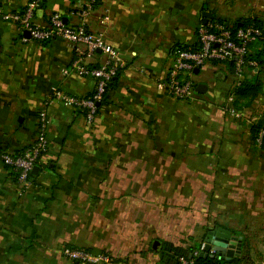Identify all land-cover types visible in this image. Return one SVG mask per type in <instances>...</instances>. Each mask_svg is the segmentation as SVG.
I'll return each mask as SVG.
<instances>
[{
    "label": "crops",
    "instance_id": "obj_1",
    "mask_svg": "<svg viewBox=\"0 0 264 264\" xmlns=\"http://www.w3.org/2000/svg\"><path fill=\"white\" fill-rule=\"evenodd\" d=\"M30 1L0 0V7L21 13ZM84 1L41 0L32 20L45 26L56 14L77 25ZM203 13L230 26L250 19L264 26V0H100L93 7L86 29L102 33L124 67L91 124L57 101L47 105L48 150L23 194L0 161V264H77L62 257L65 246L105 253L113 264H178L209 228L243 240L246 220L264 219V149L250 134L264 120V74L254 70L261 93L238 118L224 111L236 82L229 62L198 68L192 82L205 88L191 101L157 87L176 47L197 45ZM22 38L0 20V156L34 142L53 91L84 97L95 85L71 69L65 41ZM100 60L96 53L86 64Z\"/></svg>",
    "mask_w": 264,
    "mask_h": 264
},
{
    "label": "built area",
    "instance_id": "obj_2",
    "mask_svg": "<svg viewBox=\"0 0 264 264\" xmlns=\"http://www.w3.org/2000/svg\"><path fill=\"white\" fill-rule=\"evenodd\" d=\"M97 0H85L79 16L81 22L74 26L66 25L59 15L50 17L45 26L33 22V11L41 0H32L21 13L4 12L0 7V20L15 25L19 31H27L28 40L44 43L53 40H62L68 43L73 52L71 69L79 77L90 78L94 81V89L84 97L66 94L56 90L49 95L38 113L37 132L34 142L22 149L19 153H4L0 156L2 165L7 167L15 177L20 187V194L31 185L32 169L37 166L41 157L48 150L46 107L52 101H57L64 107L76 110L85 120L93 123L98 105L104 100L107 86L115 79L124 67V62L117 51L109 45L102 33H91L86 29L85 21L95 6ZM104 22L107 17L103 18ZM258 40H264L263 32L255 25L240 26L232 30L226 23L207 22L197 30V46L194 49H176L171 55L169 69L166 76L158 81L157 87L167 96L177 101H191L195 97V86L192 82L193 70L202 67L208 62L234 61L235 86H238L242 77V69L248 54V46ZM101 56L97 65L90 66L86 60L95 54ZM250 66L255 64L250 62ZM228 103L232 97H228ZM228 104V105H229ZM224 111L233 117H240V113L227 106ZM264 132L261 130L256 136L255 146L262 144ZM196 251L189 257H180L178 264H197ZM61 255L68 261L77 264H113V259L105 253H95L85 249L62 247Z\"/></svg>",
    "mask_w": 264,
    "mask_h": 264
},
{
    "label": "trees",
    "instance_id": "obj_3",
    "mask_svg": "<svg viewBox=\"0 0 264 264\" xmlns=\"http://www.w3.org/2000/svg\"><path fill=\"white\" fill-rule=\"evenodd\" d=\"M100 0L96 1V4H98ZM208 22H218L221 23L222 21L218 20H211ZM224 23V22H223ZM255 25L258 27L264 34V26L256 19H250L242 23V27L247 26V25ZM238 28L237 24H234L231 26V29L234 31ZM197 45L193 46L192 49L196 48ZM249 47L254 48L252 53L247 54L245 58V63L242 69V77L240 79V83L238 86H234L232 92L229 94L228 97H232V102L228 105L229 107L233 108L234 110H242L248 108L252 102L258 97V95L261 93V86L257 85L258 81L255 79V76L252 75L254 70H257V72H261L264 74V40H258L248 46V51ZM176 49H189L186 46L183 48L181 46L176 47ZM191 49V48H190ZM229 65L231 66V72L234 74V61H228ZM252 62L255 65L250 66L249 63ZM247 74L251 76V78H247ZM118 77V76H117ZM113 79L110 84L107 86L106 93L109 89L113 88L115 86L116 79ZM236 83V82H235ZM106 95V94H105ZM104 95V99H105ZM104 103V100L100 102L98 105V110L99 107ZM225 108V107H224ZM264 132V120L259 119L257 122H255L253 125L250 126V134L252 136V141L255 146V139L259 131ZM258 149H264V136L262 139V144ZM247 242L246 237L243 238L241 241V250H240V256L239 257H233L230 259L228 262L221 261V260H215V259H200L197 256L195 257V261L197 264H246L244 262V247ZM201 244L196 243L194 244V250L199 251ZM192 256V255H191Z\"/></svg>",
    "mask_w": 264,
    "mask_h": 264
},
{
    "label": "water",
    "instance_id": "obj_4",
    "mask_svg": "<svg viewBox=\"0 0 264 264\" xmlns=\"http://www.w3.org/2000/svg\"><path fill=\"white\" fill-rule=\"evenodd\" d=\"M202 25L204 26L208 20L211 18L207 13H203ZM23 36L29 38V33L27 31L23 32ZM194 73H198V68L193 70ZM203 85H197L195 88L196 93H202L204 90ZM264 90V87H263ZM38 172V167L35 166L31 174L35 175ZM242 237L231 236L230 232L222 227L213 226L205 231L202 240L201 247L197 257L200 259H215L228 262L233 257L240 256Z\"/></svg>",
    "mask_w": 264,
    "mask_h": 264
},
{
    "label": "rangeland",
    "instance_id": "obj_5",
    "mask_svg": "<svg viewBox=\"0 0 264 264\" xmlns=\"http://www.w3.org/2000/svg\"><path fill=\"white\" fill-rule=\"evenodd\" d=\"M246 222L250 226L240 227L239 230H246L247 242L244 247V262L246 264H264V219L260 216L249 218Z\"/></svg>",
    "mask_w": 264,
    "mask_h": 264
}]
</instances>
